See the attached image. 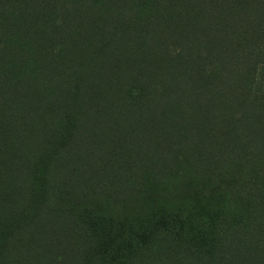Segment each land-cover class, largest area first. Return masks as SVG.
Segmentation results:
<instances>
[{"label": "trees", "instance_id": "1", "mask_svg": "<svg viewBox=\"0 0 264 264\" xmlns=\"http://www.w3.org/2000/svg\"><path fill=\"white\" fill-rule=\"evenodd\" d=\"M0 264H264V0H0Z\"/></svg>", "mask_w": 264, "mask_h": 264}, {"label": "rangeland", "instance_id": "2", "mask_svg": "<svg viewBox=\"0 0 264 264\" xmlns=\"http://www.w3.org/2000/svg\"><path fill=\"white\" fill-rule=\"evenodd\" d=\"M261 76H262V72L259 70L258 71V75H257V79L260 80L261 79Z\"/></svg>", "mask_w": 264, "mask_h": 264}]
</instances>
